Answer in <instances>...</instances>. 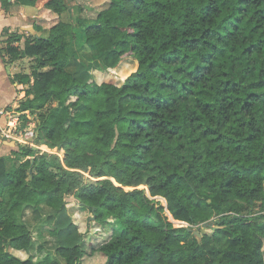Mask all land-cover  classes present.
I'll list each match as a JSON object with an SVG mask.
<instances>
[{"label": "trees", "instance_id": "obj_1", "mask_svg": "<svg viewBox=\"0 0 264 264\" xmlns=\"http://www.w3.org/2000/svg\"><path fill=\"white\" fill-rule=\"evenodd\" d=\"M78 1L48 0L46 34L6 32L0 47L6 63L36 62L12 80L26 87L15 111L36 115L38 132L37 148L0 157V264H60L54 251L65 264L96 251L103 264H264V0H109L78 17L77 39L64 15ZM85 47L100 70L127 57L138 69L99 84L78 60ZM67 196L119 231L89 251ZM26 208L54 248L36 244ZM34 248L45 259L11 252Z\"/></svg>", "mask_w": 264, "mask_h": 264}, {"label": "rangeland", "instance_id": "obj_2", "mask_svg": "<svg viewBox=\"0 0 264 264\" xmlns=\"http://www.w3.org/2000/svg\"><path fill=\"white\" fill-rule=\"evenodd\" d=\"M44 1H48V0H44ZM109 0H79L78 4L79 5H74L73 2L70 3V6L72 8V10L64 15V19H68L72 22L73 26H74V37L79 39L80 37L83 36V32L81 31V29L78 26V17L80 16H84V17H90L93 18L95 17L103 8H106L108 5ZM40 4V3H39ZM78 6H81V9H79ZM29 8V7H28ZM30 10V9H28ZM29 21L26 24V26L23 27V30L25 33H27V29L31 24L34 23V17L31 14L29 17ZM47 24V23H46ZM27 28V29H26ZM32 30V29H31ZM17 32V31H16ZM25 33H15L18 36H25ZM79 57L78 60L80 63H83L86 67H88L87 69H89V71L92 73L94 72V70H100L99 69V63H98V58L97 55L94 51H92V49H90L89 47H85L84 49L80 50V52L78 53ZM28 58V57H27ZM129 58V57H127ZM23 64V70L28 69L30 70L29 72H32V69L34 68L36 62L34 59L29 58L27 61H25ZM128 66H126L125 68L127 71L124 73L122 72L121 69L119 70H100L103 73H101V77L99 79H97V82L101 83L104 81H109L115 84H121L126 77H128L129 75H131V73L134 71L132 70L133 68V64L132 62H128ZM74 68L73 66L70 68L72 69ZM105 71H108L105 72ZM27 116H28V122H25V120L23 118H21V114L20 116H18V119L16 120V124H18L17 128L18 129H23L26 128L27 126H29L30 123H33L36 121V115H31L29 112H27ZM23 126V128H22ZM25 126V127H24ZM59 153V154H58ZM57 155L60 156V159L64 158V152L58 151ZM86 176L88 177L89 175L86 174ZM141 189H145L147 194L149 195L148 189L145 186H139ZM128 190L130 188H127ZM66 201L68 204V207L70 208V210L68 211L70 218H72L73 224H74V231L78 234H80V236L82 237V239L86 242L88 250L90 251L92 248L97 249L98 246H100L101 244L109 241L113 235L119 231L120 227H118V230L116 229V223L114 220L109 219L107 223L105 224H99L97 222H95L94 220H90L89 217H92V213L90 211H86V209H84L81 204H79L78 201H75L73 199L72 196H67L66 197ZM154 199V198H153ZM72 200L73 203L75 205H73L72 207ZM155 201H159L161 202V204L166 208V205L164 204V202L162 201V199H154ZM72 208H75V211L73 212L74 214L78 213V216L73 217L72 215ZM166 216H168L167 211H166ZM169 217V220L174 224V226L176 227H180V226H187V224H183L182 222L179 221H174ZM74 218V219H73ZM218 219L217 216H214L210 222H214V220ZM107 225V226H106ZM211 226H214L213 223H211ZM191 227V226H190ZM194 230H198L202 232H211L208 229V226H198V227H191ZM117 230V231H116ZM33 233H35V231H33ZM200 233V232H199ZM77 234V235H78ZM37 245L39 244L38 242L36 243ZM264 244V243H263ZM48 246V245H47ZM49 247V246H48ZM49 248H54V247H49ZM35 250L32 253H28L26 251H22V252H18V251H12V253L16 256H18L21 259H27L29 257V255H34L36 257L37 260H42L45 259L46 255H47V251H43V252H38L36 248H34ZM49 260H53L56 262H59L60 264H65V261L60 259L57 254L54 252H52L48 258ZM105 257L101 255V253L99 252H95L94 255H88L84 260L83 263L84 264H103L105 262Z\"/></svg>", "mask_w": 264, "mask_h": 264}, {"label": "crops", "instance_id": "obj_3", "mask_svg": "<svg viewBox=\"0 0 264 264\" xmlns=\"http://www.w3.org/2000/svg\"><path fill=\"white\" fill-rule=\"evenodd\" d=\"M47 1L44 0H38L37 4L35 6H21V7H14L12 10L4 11V9L1 6L0 3V47L3 46V40H5L7 37L6 32L8 33H25L23 30V27L26 26V24L29 21V16L32 14L34 17V23L28 27L27 33H25V36H35L36 34H46L49 25L52 21L57 20V16L51 13L50 11L46 10L44 8V5ZM40 3V4H39ZM29 7V8H28ZM30 9V10H28ZM47 23V24H46ZM28 25V24H27ZM32 29V30H31ZM17 31V32H16ZM23 46V45H22ZM29 58H24L21 60H18L13 63H6L4 60L2 54L0 53V111L4 110H10V114L6 115L3 114L0 117V129H10L13 126V124L18 119V116H20V113L15 111L16 106L18 103L25 98V89L26 87L23 84H20L18 82H14L12 80L13 76L17 73L24 72V73H30L28 69L23 70V64L25 61H27ZM128 62H132L133 64V72H135L138 68V60L132 57L124 58L120 61V63L114 67L109 68V70H119L121 69L122 72H126L128 68H125L128 66ZM108 71H105L108 73ZM132 72V73H133ZM103 73L100 70H94L92 72V75L94 79L97 81ZM131 73V74H132ZM127 78V77H126ZM124 82V81H123ZM122 82V83H123ZM99 83V82H98ZM101 83H112L109 81H104ZM99 83V84H101ZM121 83V84H122ZM115 83H113L114 85ZM116 84V85H121ZM18 149V143L12 139L4 138L0 136V157H7L12 154L13 151ZM75 201H78L74 196H72ZM67 199V198H66ZM72 207L75 205L72 200ZM70 208L68 207V211ZM75 208H72V215L74 217L78 216L77 214H74ZM24 221L28 222L30 227L32 228L35 237V242H39L40 240L47 241V245L51 247L55 244V239L52 238L49 233H47L46 227H42L40 230L38 228L39 222L37 219H35L34 211L32 208H26L23 215ZM74 219V218H73ZM107 226V225H106ZM40 232L42 237L41 239L38 238V233ZM16 251V250H12ZM11 251V252H12ZM22 252V251H18ZM18 257V256H17Z\"/></svg>", "mask_w": 264, "mask_h": 264}, {"label": "built area", "instance_id": "obj_4", "mask_svg": "<svg viewBox=\"0 0 264 264\" xmlns=\"http://www.w3.org/2000/svg\"><path fill=\"white\" fill-rule=\"evenodd\" d=\"M3 114L9 115L10 110L0 111V117ZM17 126L18 124H16L15 122L13 126H9L11 127L10 129H5V130L0 129V136L4 138L12 139L16 141L18 144L38 147L35 144V138L37 136L36 123L35 122L30 123L29 126L23 129H18ZM48 151H50L51 153H55V155L58 153L57 150H48Z\"/></svg>", "mask_w": 264, "mask_h": 264}, {"label": "water", "instance_id": "obj_5", "mask_svg": "<svg viewBox=\"0 0 264 264\" xmlns=\"http://www.w3.org/2000/svg\"><path fill=\"white\" fill-rule=\"evenodd\" d=\"M37 135H38V132H37ZM35 148H37V147H35ZM156 199H161V197H156ZM160 201V200H159ZM82 207L84 206V204H82L81 205ZM167 206V205H166ZM90 218V220H94L95 218H94V216H92V217H89ZM183 224H187V223H185V222H182ZM204 226H208V224L206 223V224H204ZM180 227H186L189 231H193L194 233H195V235H197L198 237H200L201 235H200V233H199V231L198 230H194V229H192L191 227H190V225L189 224H187V226H180Z\"/></svg>", "mask_w": 264, "mask_h": 264}]
</instances>
